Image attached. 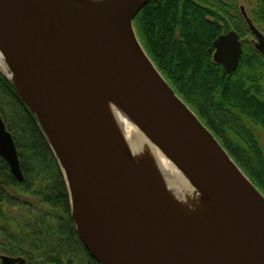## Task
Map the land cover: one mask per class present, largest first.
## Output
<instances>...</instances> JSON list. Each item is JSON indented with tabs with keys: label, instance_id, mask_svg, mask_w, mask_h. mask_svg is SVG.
Here are the masks:
<instances>
[{
	"label": "water",
	"instance_id": "95a60500",
	"mask_svg": "<svg viewBox=\"0 0 264 264\" xmlns=\"http://www.w3.org/2000/svg\"><path fill=\"white\" fill-rule=\"evenodd\" d=\"M150 1L132 13H102L83 0H0V51L15 82L0 74L43 133L64 175L77 234L99 264H220L131 158L103 102L123 111L227 219L239 249L237 260L224 263L264 264V195L141 45L134 20ZM240 11L264 56V33ZM242 46L235 31L220 36L214 62L232 75ZM0 158L22 183L1 114Z\"/></svg>",
	"mask_w": 264,
	"mask_h": 264
},
{
	"label": "trees",
	"instance_id": "16d2710c",
	"mask_svg": "<svg viewBox=\"0 0 264 264\" xmlns=\"http://www.w3.org/2000/svg\"><path fill=\"white\" fill-rule=\"evenodd\" d=\"M252 19L264 31V0ZM134 27L160 72L264 194V151L254 131L256 126L264 131V101L259 97L264 94V58L253 42L244 41L252 34L237 7L221 0H151ZM231 30L241 36L243 55L237 70L227 76L213 62L214 42ZM0 114L15 133L25 178L17 182L2 162L0 264L5 255L25 264H99L78 237L67 186L43 133L1 75Z\"/></svg>",
	"mask_w": 264,
	"mask_h": 264
},
{
	"label": "bare ground",
	"instance_id": "6f19581e",
	"mask_svg": "<svg viewBox=\"0 0 264 264\" xmlns=\"http://www.w3.org/2000/svg\"><path fill=\"white\" fill-rule=\"evenodd\" d=\"M83 1L86 2L90 7L95 8V10L102 13L113 12L117 9L126 10L128 13H132V11H134V9L143 0ZM247 28L249 29L248 25ZM235 32L240 36L237 31ZM253 46L256 50L255 44H253ZM258 53L261 54L260 52ZM261 56L264 58L262 54ZM214 64L216 63L214 62ZM0 70L15 82L14 73L10 67V64L8 63L6 57L3 56L1 51ZM227 76L231 75L227 74ZM176 93L183 99V97L177 91ZM259 97L261 100H263L264 94L260 95ZM99 105L106 121L118 133L124 142L127 152L131 158L134 159V161H137L138 165L142 168V171L145 172L154 182L161 185L160 187L164 196L166 199L172 202L179 215L182 217L187 227L192 232L193 236L200 244L210 249L211 254L215 257L213 262L225 264V261L229 260L231 262L232 259L237 260L239 248H235L233 245V228L227 219L214 206L206 202L205 198L196 189V187L182 175V172L164 155V153L158 147H156L146 137V135L141 130L137 128L135 123L123 111L113 106L109 102L99 103ZM193 112L196 116H198L195 111Z\"/></svg>",
	"mask_w": 264,
	"mask_h": 264
},
{
	"label": "rangeland",
	"instance_id": "374dc122",
	"mask_svg": "<svg viewBox=\"0 0 264 264\" xmlns=\"http://www.w3.org/2000/svg\"><path fill=\"white\" fill-rule=\"evenodd\" d=\"M221 1H223L225 4H229V5H234V6H236L237 7V9H238V11L240 12V8L241 7H244L245 8V10H246V12L248 13V15H249V17L250 18H252V16H253V12H254V10L257 8V5H258V3L260 2V0H221ZM233 15V14H232ZM263 33H264V31H263V28L261 27V26H259L258 27ZM254 40V38L252 37V36H247V37H245L244 38V41L245 42H252ZM155 64V63H154ZM157 67V66H156ZM160 71V70H159ZM162 74V73H161ZM1 75V74H0ZM163 75V74H162ZM2 76V75H1ZM164 76V75H163ZM167 80V79H166ZM168 81V80H167ZM169 82V81H168ZM170 84V83H169ZM171 85V84H170ZM172 86V85H171ZM173 87V86H172ZM263 88H264V86H263ZM173 89H174V87H173ZM175 90V89H174ZM17 93V92H16ZM184 101H185V99H183ZM263 101H264V97H263ZM186 102V101H185ZM187 103V102H186ZM188 104V103H187ZM189 105V104H188ZM190 106V105H189ZM190 108L192 109V107L190 106ZM193 110V109H192ZM194 111V110H193ZM199 116V115H198ZM200 118V117H199ZM201 119V118H200ZM4 120V119H3ZM201 121H203L202 119H201ZM204 122V121H203ZM5 123V122H4ZM205 123V122H204ZM206 124V123H205ZM6 125V124H5ZM207 125V124H206ZM7 127V126H6ZM207 127L210 129V131L213 133V135L216 137V139L222 144V146L225 148V150L230 154V156H232V158L238 163V165L243 169V171L247 174V172H246V170L240 165V163L235 159V157L232 155V153L225 147V145L223 144V141L214 133V131L207 125ZM7 130H8V128H7ZM9 131V130H8ZM254 131H255V135H256V138L258 139V141H259V144H260V146H261V148L263 149V151H264V131H263V129L262 128H260L259 126H256V127H254ZM10 132V131H9ZM11 133V132H10ZM12 134V133H11ZM13 134H15V133H13ZM12 134V135H13ZM13 137H14V135H13ZM17 146V145H16ZM236 147V145L234 144V151H238L237 149L238 148H235ZM17 149H18V147H17ZM18 152H19V150H18ZM2 162H4L3 160H0V167H2L1 165H2ZM57 162V161H56ZM57 165H58V163H57ZM58 167H59V169H60V171H61V168H60V166L58 165ZM61 174H62V177H63V180H64V182H65V185H66V181H65V178H64V175H63V173H62V171H61ZM247 176L249 177V175L247 174ZM250 178V177H249ZM55 179V178H54ZM53 179V180H54ZM252 181V180H251ZM253 182V181H252ZM67 186V185H66ZM67 192H68V189H67ZM263 194V193H262ZM68 197H69V194H68ZM29 200H31L30 199V197H29ZM69 203H70V199H69ZM70 211H71V203H70ZM70 215H71V213H70ZM72 218V217H71ZM27 220L28 221H30V219H29V217L27 216ZM76 228V227H75ZM79 237V236H78ZM79 239H80V237H79ZM81 241V240H80ZM85 247V246H84ZM85 249H86V247H85ZM5 256H9V255H5ZM3 257V256H2ZM13 261H14V263H17V264H20V261H21V259H13Z\"/></svg>",
	"mask_w": 264,
	"mask_h": 264
}]
</instances>
